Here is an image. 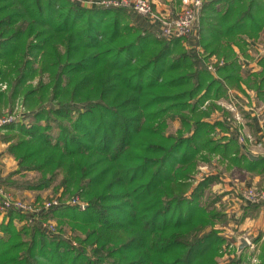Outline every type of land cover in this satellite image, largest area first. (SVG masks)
Listing matches in <instances>:
<instances>
[{"label":"trees","instance_id":"trees-1","mask_svg":"<svg viewBox=\"0 0 264 264\" xmlns=\"http://www.w3.org/2000/svg\"><path fill=\"white\" fill-rule=\"evenodd\" d=\"M135 16L75 0H0V114L16 99L26 109L0 126L18 162L0 186L78 197L41 215L77 232L72 242L2 209L0 196V264H248L243 250L221 260V212L201 200L213 175L195 183V174L214 155L264 171V155L249 157L216 103L245 86L264 100V52L246 75L240 59L253 56L264 0H203L194 43L157 36ZM27 170L36 178L12 176ZM253 264H264V245Z\"/></svg>","mask_w":264,"mask_h":264},{"label":"rangeland","instance_id":"rangeland-1","mask_svg":"<svg viewBox=\"0 0 264 264\" xmlns=\"http://www.w3.org/2000/svg\"><path fill=\"white\" fill-rule=\"evenodd\" d=\"M157 1L160 0H156V2ZM177 2L179 3V0H177ZM178 3L174 4L180 6V4ZM262 33H264V27L262 28V31L260 33L261 35H259V37L248 49V51L251 52L254 57L256 52L259 53L260 49L264 46V34ZM213 57L216 58L214 55ZM244 58L245 57H241V62H243L242 72L243 75H246L247 70L244 62L247 61ZM210 62L211 59H208L207 63L212 66ZM208 68L213 69V66L212 68L208 66ZM35 80L33 82H35ZM4 87V84L1 85V88ZM237 92L238 96L234 98L232 92L230 93L229 91H227V96L220 97L216 100V103L220 104L224 108V110L230 112L227 118L228 120L232 119L231 125L235 127L236 131L235 138L241 145L243 150L254 154H264V139H260L258 132L254 130V123H256L259 127L261 126L262 128H264V100L258 98L257 96L252 97V94H250V92L249 94L241 91ZM207 102L209 101L204 100L202 105L208 104ZM215 110L216 111L212 113L214 119L222 118L221 116L223 114V110ZM24 111H26V109L21 104L20 99H16L13 104H9L2 110L3 113L0 114V117L14 114L18 118H21L22 114L25 113ZM178 126V120L169 121L168 130L173 132ZM2 143H4L5 146H0V153H6V155L8 154V157L12 159V163L9 164L11 167H13L15 164V167L13 168L15 169L18 162L7 152L6 143ZM13 169L11 168L10 170ZM8 172H6L5 174H7ZM210 175H213V178L208 187L205 189L201 200L203 201V203L209 202L213 210L218 211L219 213L221 212L220 216L218 214V218L215 223V227L226 239V243L223 246V250L226 253H223V258H221V260L231 258L235 254H241V251L243 250V252L248 257V260H245L248 264L257 262L261 245H264V230H261L262 228H260V230L256 229V231H252V228H249V226L246 225L248 219L245 215L247 213L243 215L241 213V210H244L246 208L244 205L245 203L249 205L252 204L253 207H260L262 203H264V197L260 198L257 202L250 203L247 201L246 197L243 196L242 190L246 188H253L256 191L259 190V192L264 191V171L260 172L259 170H247L246 168L239 167L233 164V162H231L228 157L222 159L219 155H214L212 156L210 161L199 163L198 172L195 174V183L205 176ZM254 175L260 176L258 182L252 181V177ZM12 176L16 180H22L26 178L35 179L37 173L32 170H27L24 172L23 176H21L20 174H14ZM226 186H229L231 188L229 189ZM0 189L8 194L12 199H17L23 203L38 207L41 206L45 201L47 202L52 199H57L58 203L59 201L67 203L70 202L72 198H75L73 195L59 196V193L54 194L52 191V185L44 189H30L20 186L15 187L11 185L0 186ZM236 201L238 204L235 205L234 202ZM3 212L4 211L0 213V222L3 218ZM40 219L43 218L40 217ZM47 220L54 224V231L51 233L58 232L60 236L65 237L73 242V237L75 234H77V232L67 229L65 225H63L62 227L63 229H60L57 222V217H48ZM14 222L19 225L22 224V222H25V220L20 221L16 218ZM45 232L49 231L45 230ZM257 236H259V238L255 240ZM242 239L245 240V244H242ZM240 245L241 247H239Z\"/></svg>","mask_w":264,"mask_h":264},{"label":"built area","instance_id":"built-area-1","mask_svg":"<svg viewBox=\"0 0 264 264\" xmlns=\"http://www.w3.org/2000/svg\"><path fill=\"white\" fill-rule=\"evenodd\" d=\"M81 5H92L99 4L103 6H116L127 8L134 12L136 15L142 17L146 20L151 30L157 36H162L166 38L182 37L196 35V24L201 12V5L203 0H179L180 6L175 5V0H170V5L166 6L165 9L158 8L155 0H75ZM152 25L157 28H152ZM264 52V47H262L259 53ZM212 68L211 65H209ZM20 118L14 114L6 115L0 117V126L5 123L17 121ZM242 194L246 197L247 201L250 203L257 202L260 198L264 197V191L259 192L253 188H246L242 190ZM0 196L2 198L1 208H14L19 212L26 213L30 222H37L44 230L49 232L54 231V224L49 220L40 219L41 215L44 214L51 207L59 205L61 202L57 199H52L45 201L41 206H33L31 204H26L17 199H12L8 194L0 189ZM243 197V198H244ZM245 199V198H244ZM78 198H72L71 204H76ZM82 206L83 204L80 203Z\"/></svg>","mask_w":264,"mask_h":264},{"label":"crops","instance_id":"crops-1","mask_svg":"<svg viewBox=\"0 0 264 264\" xmlns=\"http://www.w3.org/2000/svg\"><path fill=\"white\" fill-rule=\"evenodd\" d=\"M155 2H156V0H155ZM156 3L158 5L157 6L158 8L165 9L166 6L170 5V0H160V1H157ZM175 3H178L177 0H175ZM133 21L135 23L144 25L146 27H150L149 23L146 20H144L141 17H139V16H135L133 18ZM156 26L157 25H155V26L152 25V28L155 29V28H157ZM262 34H264V33H262ZM188 41L190 43H194L195 42V36H191ZM254 49H255V47H254ZM256 57L257 56H255V57L254 56L245 57L244 58L247 61V62H244L247 69H250L251 71H258V70L261 69V65H260V63H258V58H256ZM240 59H241V57H240ZM237 91H240V90L231 89V91H230V93L232 92L234 98H236L238 96V92ZM245 92H246V94L247 93L249 94V92H250V94H252V97L253 96L256 97L255 90L253 88H251V87H246L245 86ZM254 130H256V132H258L259 138L263 140L264 139V134H263L264 128H262L261 126L259 127L256 123H254ZM0 146H5V144L0 142ZM255 155H257V158H258V156L264 155V154H255ZM11 160L12 159L10 157H8V154L6 155V153L5 154L4 153H2V154L0 153V176L4 175L11 168L13 169L15 167V164H14L13 167L10 166L9 163H12ZM259 177H260L259 175H254L252 177V181L258 182L259 181ZM226 187H228L229 189L231 188L229 186H226ZM236 192H237V190H236ZM234 204L235 205L238 204L237 201L234 202ZM244 205H245L246 208L244 210H241V213L243 215L247 213L245 215L246 218L248 219V221L246 222V225H248L249 228L251 227L252 231H256V229L260 230V228H262L261 230H264V203H262V205L260 207L259 206L258 207H253L252 204L249 205L247 203H245ZM248 212H250V213H248ZM248 215H249V217H248Z\"/></svg>","mask_w":264,"mask_h":264},{"label":"water","instance_id":"water-1","mask_svg":"<svg viewBox=\"0 0 264 264\" xmlns=\"http://www.w3.org/2000/svg\"><path fill=\"white\" fill-rule=\"evenodd\" d=\"M248 155H249L250 158H257V155H255V154H253L251 152H248ZM241 241H242V244H245V240L244 239H242ZM241 245L239 247H241Z\"/></svg>","mask_w":264,"mask_h":264}]
</instances>
